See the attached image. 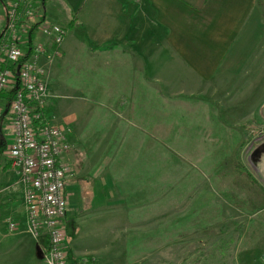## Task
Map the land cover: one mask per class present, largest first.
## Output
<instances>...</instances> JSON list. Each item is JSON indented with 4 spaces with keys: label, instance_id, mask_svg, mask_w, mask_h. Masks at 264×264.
Returning <instances> with one entry per match:
<instances>
[{
    "label": "rangeland",
    "instance_id": "1",
    "mask_svg": "<svg viewBox=\"0 0 264 264\" xmlns=\"http://www.w3.org/2000/svg\"><path fill=\"white\" fill-rule=\"evenodd\" d=\"M44 5L45 0H36L37 17L28 15L25 20L30 24L39 22ZM56 7L51 11L55 21L47 22L48 12H44L36 41H48L55 29L64 28L66 46L74 34L68 46L72 49L74 45L73 55L63 47L56 73L49 75L50 97L46 106L51 123L71 129L70 147L63 155L72 172L67 185L75 178L87 176L80 180L77 189L82 197L90 194L94 204L97 199L101 201L104 190L100 183L94 182L93 176L111 183L119 181V171L131 160H137L140 166L132 169H139L136 176L141 181H133L130 187L137 188L133 194L138 200L150 202L145 209H139L140 214L129 218L126 213H119L125 206L116 202L119 191H113L111 204L91 209L85 206L88 200L77 198L73 204L72 192L66 188L70 219L67 221L65 216L64 226L66 244L71 243L67 264H105L103 257L111 258V264H264V117L260 113L264 103L263 62L249 66L250 72L236 79H231L232 73L214 77L208 83L209 90L213 85L218 92L212 89L209 95L181 96L189 104L193 99L198 102L191 109L185 105L186 110L180 108L177 96H172L173 106L161 104L168 110L156 112L154 103H146L156 98L154 94L141 96L139 90L132 95L119 94L121 85L131 88V80L126 85L124 80L107 73L86 71L93 58L101 61L115 47L102 44L105 40L98 38L94 39L97 43H87L79 17L73 23L75 32L67 30L72 14L64 8L59 15ZM258 8L264 18V9ZM175 65L184 71L182 63ZM181 74L187 76L189 85L196 83L190 71ZM148 82L136 80L132 86L145 89ZM170 83L172 90L180 89L176 79ZM130 99L137 100L135 105L139 109L155 112V118L153 114L148 116L149 112L140 117L125 111ZM142 99L144 102H140ZM119 114L124 117L122 134ZM160 115L169 122L167 125L159 124ZM5 129L6 126L3 134ZM132 130L143 133L130 134ZM119 133L125 139L120 144ZM1 137L0 230L12 234L18 228L11 231L7 227V218L12 217L9 203L14 201L10 196H17L11 189L20 188L15 183L7 185L10 181L3 179L9 166L5 150L10 138ZM141 137L146 138L144 144ZM156 141L164 142L167 150L160 148L165 144L159 147ZM108 155L111 156L109 170H102L100 166ZM83 163L84 168L78 171ZM142 173L147 174L145 180ZM23 212L20 208L22 222ZM135 224L139 226H132ZM11 250V255L7 252L1 255L0 264H44L42 259L32 260L19 248Z\"/></svg>",
    "mask_w": 264,
    "mask_h": 264
},
{
    "label": "crops",
    "instance_id": "2",
    "mask_svg": "<svg viewBox=\"0 0 264 264\" xmlns=\"http://www.w3.org/2000/svg\"><path fill=\"white\" fill-rule=\"evenodd\" d=\"M44 6V12L46 14L47 11V16H49L47 22L50 23V20H56L51 13L53 7L55 9L56 6L59 7V15L62 14L65 8L70 12V15L72 14V18L70 17L67 25L70 26L67 30L69 28L71 31L75 30L73 23L79 17L78 20L87 35L85 37L87 43L92 44V42H96L94 39L98 38L105 40L102 44L115 47L112 53L107 52L106 55L101 57V61L93 58L91 66L86 65V71L90 74L107 73L108 76L124 80L123 83L126 85L128 80H131V88L121 85L119 94L132 95L138 90L141 96L154 94L157 99L148 100L146 103H154L153 110L156 112L168 110L167 107L163 108L161 104L173 106L172 96H177L180 108H184L185 105V107L191 109L198 102L194 99L190 104L186 100L183 101L181 96L184 94L204 96L209 95L212 89H214V92H218L219 89L213 85L209 90L208 83L214 77L232 73L231 79H236L249 73V66L262 62L264 64V18H262L258 8L260 6L256 0H45ZM261 9H264V7ZM70 38L66 42L69 44L65 46V42H63L62 48H66L68 53L70 52L73 55L74 45H71L72 49L68 48ZM177 62L182 63L184 71H190L193 77L197 79L194 85H189L186 80L187 76L181 74L184 71H181L175 65ZM56 64L57 62L52 66L49 75H54L53 72L56 73ZM173 73H176V75H173ZM144 79L150 81L145 85V89L136 84L132 86V83H136V80L138 82ZM172 79L177 80L182 90L171 89L173 85L170 81ZM154 82L159 87H156ZM193 87L195 91H192ZM136 101L130 99L131 104L125 111L140 117H144V113L149 112L148 116L153 114L155 118V112L148 110L145 112L139 109L135 105ZM140 102H144V100L142 99ZM155 103H158V105ZM184 109L186 110V108ZM195 109L197 108L194 107L193 111ZM119 111L122 114V109H119ZM5 117L6 115L0 117V127H2L0 139L4 135ZM123 120V115L119 114V129L121 126H125L122 123ZM168 123L166 118H162V115H160L159 124L167 125ZM152 124L154 125V122ZM129 133L140 135L143 132L132 130ZM140 139L144 144L146 138L141 137ZM124 140L119 137V144ZM110 155L102 161L100 166L102 170H109L107 164L110 162ZM130 162L128 165L132 164V160ZM84 164L79 166L78 171L84 168ZM128 165L119 171V181L113 183L104 180L103 177L96 178L97 176H93L94 182L100 183L101 190H104L101 201L97 199L94 204L92 203L93 199L89 196L90 194L82 197V193L77 189L80 180L87 179V176L82 175L81 178H75L70 185L66 184V188H69L72 192L70 197L73 198V204L75 199L79 198L84 201L88 200V205L85 204V206L91 209L104 207L111 204L113 191H119L116 202L120 201L119 205L125 204L123 209H119V213H126L129 218L140 214L139 209H145L150 202L140 201L137 199V195L133 194V190L137 188H131V183L141 180L140 176H136L139 175V171L135 170L138 171L135 174L134 169L128 168ZM9 166L5 168L3 179L4 181H10L7 185L13 183H15L13 185H16L18 175ZM145 175L147 174H141L143 180H145ZM146 177L148 179V176ZM11 190L17 196H10V199L13 197L14 201H10L8 209L13 220L17 222L18 230L12 234H4L0 230V257L5 252L11 255V249L19 248L22 252L26 251L32 257V260L42 259L41 249L26 231L25 209L22 203L21 190L17 188ZM153 202L160 203L154 200ZM20 208L21 210L23 208L24 211L23 222ZM66 213L65 216L68 221L70 219L69 212ZM21 224L25 227L21 228ZM132 226L138 227L139 224ZM80 237L83 236L80 235ZM70 244H67V251H69L68 245ZM103 259L105 264H111L112 262L111 258L103 257ZM95 263L91 262V264Z\"/></svg>",
    "mask_w": 264,
    "mask_h": 264
},
{
    "label": "built area",
    "instance_id": "3",
    "mask_svg": "<svg viewBox=\"0 0 264 264\" xmlns=\"http://www.w3.org/2000/svg\"><path fill=\"white\" fill-rule=\"evenodd\" d=\"M35 5L36 0H0V92H12L0 97V117L6 115V159L18 175L26 231L39 244L44 264H67L63 223L70 168L63 155L71 129L51 123L46 109L49 74L62 56L67 31L55 29L48 41H36L35 34L31 42L36 23L25 17H37ZM7 227L13 231L17 222L8 217Z\"/></svg>",
    "mask_w": 264,
    "mask_h": 264
},
{
    "label": "trees",
    "instance_id": "4",
    "mask_svg": "<svg viewBox=\"0 0 264 264\" xmlns=\"http://www.w3.org/2000/svg\"><path fill=\"white\" fill-rule=\"evenodd\" d=\"M256 2H257V4L261 7V8H263L264 7V4H263V0H256ZM44 15V9L42 8L41 9V19H40V21L43 19V16ZM39 21V22H40ZM38 25H39V23H36V24H33L32 26H31V30H30V34H29V38H30V41L31 42H33V40H34V38H35V34H36V31L38 30ZM70 26V25H69ZM11 91L10 92H0V97H2L3 99H7V98H9L10 97V95H11ZM120 129H121V127H120ZM122 132H123V130L121 129V134H122ZM121 134H119V137H121ZM156 143H157V145L160 147L161 146V144H165L164 142H158V141H156ZM158 146H157V148H158ZM166 144L165 145H162L160 148H162V149H164V150H167L166 149ZM156 148V147H155ZM154 152H155V149H154ZM167 158V157H166ZM166 158H164V160L166 159ZM169 158V157H168ZM140 159V158H139ZM131 165H132V167H131ZM131 165H128V168H134L135 166H140V161H137V160H135V161H133L132 162V164ZM135 170H139V169H135ZM134 170V171H135ZM136 172V171H135ZM140 172V171H139ZM72 176V172H71V170H70V173L67 175V177H66V184H67V182H68V177H71ZM2 208H3V202H2V199H1V195H0V217H1V210H2ZM1 219V218H0ZM65 219V218H64ZM1 221V220H0ZM65 221V220H64ZM64 224V223H63ZM65 227V226H64ZM66 241H67V236H66ZM66 241H65V245H64V248L66 249V251H67V244H66ZM38 246H39V244H38ZM39 248H40V246H39ZM66 256H67V253H66Z\"/></svg>",
    "mask_w": 264,
    "mask_h": 264
},
{
    "label": "water",
    "instance_id": "5",
    "mask_svg": "<svg viewBox=\"0 0 264 264\" xmlns=\"http://www.w3.org/2000/svg\"><path fill=\"white\" fill-rule=\"evenodd\" d=\"M260 113L264 117V103L262 104V106L260 108Z\"/></svg>",
    "mask_w": 264,
    "mask_h": 264
}]
</instances>
